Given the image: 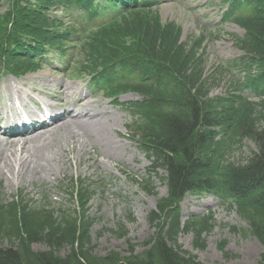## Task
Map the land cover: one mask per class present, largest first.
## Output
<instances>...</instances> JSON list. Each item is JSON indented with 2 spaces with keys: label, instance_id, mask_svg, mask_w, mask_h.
Listing matches in <instances>:
<instances>
[{
  "label": "trees",
  "instance_id": "1",
  "mask_svg": "<svg viewBox=\"0 0 264 264\" xmlns=\"http://www.w3.org/2000/svg\"><path fill=\"white\" fill-rule=\"evenodd\" d=\"M3 1L8 9L0 14V63L32 69L33 59L25 61L18 54L27 46L25 39L74 42L76 29L59 32L58 26L55 34V22L46 16L55 0H35V5L28 0ZM156 1L116 0L114 8L104 10L112 17L82 40L85 54L80 63L82 74H96L95 85L106 96L134 92L142 97L129 107L133 118L129 130L152 161L154 172L166 171L162 179L169 193L158 200L157 210L150 215L151 225L157 228L155 236L140 253L130 244L127 257L115 252L98 256L92 244V220L87 216L92 191L82 181L71 182L68 188L77 196L79 213L50 210L46 202L35 206L22 192L11 203L0 201V264H203L183 256L179 244L181 234L193 232L195 246L204 249L201 238L212 228V217L183 223L181 202L189 193L232 199L264 246V99L260 105L253 104L240 94L247 86L264 98V0H248L233 19L247 30L236 39L245 52L237 62L246 71L258 70V77L249 75L247 83L236 88L239 94L229 99L210 97L201 52L204 37L180 42V28L163 24L158 10L149 5ZM65 2L81 9L91 3ZM89 13V18L95 14ZM246 138L258 151L245 162H231V152ZM144 188L150 193L155 190L151 181ZM119 232L127 235L124 226H119ZM35 244L45 245L48 251L36 252ZM258 264H264V253Z\"/></svg>",
  "mask_w": 264,
  "mask_h": 264
},
{
  "label": "rangeland",
  "instance_id": "2",
  "mask_svg": "<svg viewBox=\"0 0 264 264\" xmlns=\"http://www.w3.org/2000/svg\"><path fill=\"white\" fill-rule=\"evenodd\" d=\"M7 8L8 6L4 4L1 11ZM223 11L220 0H167L160 8L163 22L175 21L183 28L184 41L206 34V74L211 82V97H226L233 94L232 84L237 83L238 79L242 80L244 76L242 73L239 77L237 70L222 69L225 63L244 55L234 41V37H243L244 31L235 25L223 26L221 24ZM53 15L66 24L71 23L74 16L73 13L61 16L55 10ZM78 60L77 57L74 66ZM65 71L59 57L51 56L50 63L43 70L19 81L30 87L38 85L41 86L40 89H44L46 88L44 82L48 83L55 79L81 90L85 100L107 113L105 119L112 126L109 128V134L119 144V148L109 150L101 137L92 134L90 139L78 136L80 142L86 143L84 148H80L79 143H76L77 148L66 153L65 147L69 145L71 138L60 132L61 135L54 139L51 149V152L57 153L55 154L57 165L50 171H43L40 168L36 175L26 174L15 179L8 169L0 171V199L9 203L14 196L23 191L25 198L32 201L35 206H42L46 202L45 206L50 210L54 208L76 210L77 204L68 190L62 187V183L68 185L72 180H82L91 186L94 193L87 216L92 220V244L95 246V253L105 256L115 252L127 257L128 240L132 245H137L138 252L142 251L143 243L155 234L149 217L156 209L158 199L168 195V188L160 180L165 176V172L161 170L158 175L154 174L151 170V160L144 154L140 143L129 136L127 127L132 123L130 113L125 108L113 104L101 93H93L87 78H72V74ZM8 74H4L0 68V93L3 95L1 88L14 81ZM43 77H46L45 80ZM46 89L51 93L55 91L51 87ZM245 95L249 96L252 102H258L254 96L248 93ZM37 98L41 103L57 104L51 99L45 100L46 97H42V100ZM138 100L140 97L132 93L120 97L121 103ZM17 104L22 107L19 102ZM29 107L31 111H36L30 104ZM2 109L3 106L0 107V112ZM10 113L8 110L5 112L6 115ZM4 127L2 125L1 130L4 131ZM254 151H257L255 144L246 138L241 147L231 152L229 160L244 162L253 156ZM16 156L18 162L20 159L29 162L33 160L28 151L17 153ZM18 168L19 165H16V171ZM148 179L155 185L154 193H149L143 187ZM182 208L184 220L210 215L214 219L210 232L204 233L201 238L205 242L204 249L195 246L192 232L180 236L179 244L184 252L194 255L203 264H258L264 246L251 234L246 221L238 215L235 208L213 194H189L185 197ZM119 226L125 227L127 237L119 232ZM33 248L36 252L48 250L46 246L40 244L34 245Z\"/></svg>",
  "mask_w": 264,
  "mask_h": 264
},
{
  "label": "bare ground",
  "instance_id": "3",
  "mask_svg": "<svg viewBox=\"0 0 264 264\" xmlns=\"http://www.w3.org/2000/svg\"><path fill=\"white\" fill-rule=\"evenodd\" d=\"M45 78L43 77L44 80ZM16 82L12 81L7 83L8 85H5V94L8 93L10 96L23 100L24 97H32L35 99V97L27 94L35 93L39 98L47 97L56 99L58 104L56 107H48L47 110H51L50 114L53 116L50 120L46 119L43 125H40L37 123V120H34L35 127L32 132L26 130L23 134H18L12 129V131L3 133L0 128V171L8 169L14 179L26 174L36 175L40 168L43 171H50L54 165H57L55 155L57 153L55 151L51 152V149L54 139L61 135L60 132H64L71 138L69 145L67 144L69 147H65L66 153L77 148L76 143H79L80 148H84L86 143L84 141L80 142L77 139L78 136L80 138L90 139L92 134H97L101 137L109 150L119 148V144L109 134V128L112 126L105 119L107 113L93 107L92 103L88 100L82 99V94L77 88H71L62 82L54 81L52 82V87L56 91L55 93H50L46 88L42 92L36 87L25 90L27 86H23L21 83L17 84ZM48 84L50 85V83ZM77 95L78 98H74ZM8 98L13 104V98ZM36 117V115H33L34 119ZM4 120L5 118L0 116V121L2 122ZM7 122L9 123V120ZM71 144L73 145L71 146ZM18 147L19 149H17ZM25 151H28L33 156L32 162L23 161L24 159H20L18 162L16 154H22ZM16 165H19L17 171Z\"/></svg>",
  "mask_w": 264,
  "mask_h": 264
}]
</instances>
